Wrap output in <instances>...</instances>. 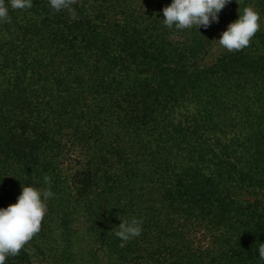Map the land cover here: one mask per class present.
Segmentation results:
<instances>
[{
  "label": "trees",
  "instance_id": "16d2710c",
  "mask_svg": "<svg viewBox=\"0 0 264 264\" xmlns=\"http://www.w3.org/2000/svg\"><path fill=\"white\" fill-rule=\"evenodd\" d=\"M171 3L77 0L75 20L49 0L8 5L0 209L22 185L54 195L5 264H264V0L183 30L163 23ZM247 6L250 46L220 48ZM120 217L142 221L123 248Z\"/></svg>",
  "mask_w": 264,
  "mask_h": 264
},
{
  "label": "clouds",
  "instance_id": "9594fccd",
  "mask_svg": "<svg viewBox=\"0 0 264 264\" xmlns=\"http://www.w3.org/2000/svg\"><path fill=\"white\" fill-rule=\"evenodd\" d=\"M230 0H172L163 8V23L171 29L175 26L183 30L196 26L207 28L213 21L218 22V13ZM77 0H49V4L56 12L67 10L71 19H77L72 7ZM238 3V0H237ZM239 4V3H238ZM13 10L30 9L32 0H0V22L10 23L9 7ZM260 15L252 6L239 10V19L230 23L218 41L220 48L228 52L241 51L250 46L252 38L260 29ZM45 184L51 183L50 177L44 176ZM54 194L50 188L40 190L33 186H23L17 203L0 209V264H5L9 256H17L41 230L42 221L47 213L46 201ZM117 227L115 235L122 241L120 247L141 235L142 221L136 218L124 220ZM259 258L264 260V244H260Z\"/></svg>",
  "mask_w": 264,
  "mask_h": 264
}]
</instances>
